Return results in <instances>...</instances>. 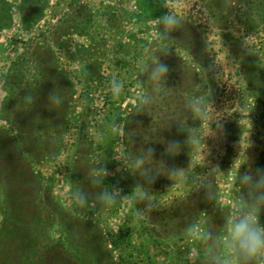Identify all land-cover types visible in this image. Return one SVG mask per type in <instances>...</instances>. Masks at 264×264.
I'll return each instance as SVG.
<instances>
[{
	"label": "rangeland",
	"instance_id": "1",
	"mask_svg": "<svg viewBox=\"0 0 264 264\" xmlns=\"http://www.w3.org/2000/svg\"><path fill=\"white\" fill-rule=\"evenodd\" d=\"M151 2L159 6L153 13ZM0 8L10 15L0 28V137L18 134L14 121L26 108L12 84L25 94L21 81L35 78L27 59L16 68L32 47L60 39L54 50L74 91L69 104L54 106V136L28 163L33 186L55 200L40 250L61 249L60 264H205L200 234L223 232L247 194L236 176L264 167V28L243 24L264 0H0ZM165 13L183 20L171 41L157 27ZM164 47L170 51L161 54ZM150 54L169 65L166 90L138 71ZM85 66L91 80L77 78ZM112 80L125 85L120 97L110 92ZM172 142L180 145L175 156L166 152ZM149 147L153 167L164 161L182 175L161 171L145 183L131 169ZM105 168L101 187L120 193L111 207L100 205V188L90 182ZM4 214L0 196V226Z\"/></svg>",
	"mask_w": 264,
	"mask_h": 264
},
{
	"label": "trees",
	"instance_id": "2",
	"mask_svg": "<svg viewBox=\"0 0 264 264\" xmlns=\"http://www.w3.org/2000/svg\"><path fill=\"white\" fill-rule=\"evenodd\" d=\"M148 7L153 13L159 6L151 2ZM259 11L250 13V16H254L243 20L245 27L255 21L264 28V8ZM9 18V13L1 15L0 11V28L8 24ZM60 46L58 39L45 47H32L29 54L16 62L19 74L23 71L25 59L28 63L30 61L26 69H32L35 78L21 81L19 86L25 88V94L23 91L14 93L15 84H12L11 93L15 95V101L20 99V108L24 106L26 109L22 110V117L14 121L19 135L8 129L0 137V196L5 207L4 220L0 226V264H60L65 259L61 249L40 250L39 242L45 239V233L52 222L55 200L48 189L45 191L41 186H33L34 174H28L31 157L40 155L35 150L43 143L46 135L54 136V105L49 97L57 91L62 105H66L74 92L54 50ZM89 54H92L91 49ZM94 65L99 68L96 62ZM92 72L91 67L85 66L80 73L77 71V78L91 80L95 75Z\"/></svg>",
	"mask_w": 264,
	"mask_h": 264
},
{
	"label": "clouds",
	"instance_id": "3",
	"mask_svg": "<svg viewBox=\"0 0 264 264\" xmlns=\"http://www.w3.org/2000/svg\"><path fill=\"white\" fill-rule=\"evenodd\" d=\"M183 20L171 13H165L158 17V30L161 39L171 41V34L179 30ZM161 54L170 49L159 48ZM139 73L146 77L161 90H166L167 78L170 72L169 65L160 60L159 55L150 54L140 61ZM125 85L120 80H112L110 92L114 97H120ZM55 107L62 105L60 94L56 91L49 97ZM195 114L199 115L200 110L193 108ZM222 132L223 126H218ZM180 150V145L172 142L167 143L166 152L169 156H175ZM155 152L152 148H142L135 158V166L132 171L143 178L145 183H151L161 171L170 176L182 175L181 169H169L166 162L161 161L159 169L153 167ZM107 169H103L101 175H91L90 182L100 191L96 200L102 207L115 205L120 198L118 190H108L101 187L107 175ZM236 182L245 188L247 194L242 196L236 205L235 210L228 216L222 233L205 231L200 234L202 241L208 246L205 264H264V225L260 223V214L264 211V167H249L236 176ZM137 190L142 192V199L147 198L145 184L137 185ZM77 202L81 207H87L89 196L83 191L77 193Z\"/></svg>",
	"mask_w": 264,
	"mask_h": 264
}]
</instances>
